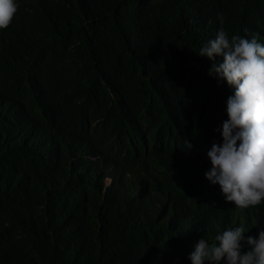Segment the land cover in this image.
Segmentation results:
<instances>
[{
  "label": "trees",
  "instance_id": "16d2710c",
  "mask_svg": "<svg viewBox=\"0 0 264 264\" xmlns=\"http://www.w3.org/2000/svg\"><path fill=\"white\" fill-rule=\"evenodd\" d=\"M16 2L0 29V264H191L201 238H258L264 203L238 209L205 178L234 90L199 52L221 27L264 44V0Z\"/></svg>",
  "mask_w": 264,
  "mask_h": 264
},
{
  "label": "clouds",
  "instance_id": "9594fccd",
  "mask_svg": "<svg viewBox=\"0 0 264 264\" xmlns=\"http://www.w3.org/2000/svg\"><path fill=\"white\" fill-rule=\"evenodd\" d=\"M18 7L16 0H0V29L10 25ZM217 18L223 25L224 17ZM199 56L212 61L209 77L234 90L226 100L227 119L214 130L222 142H213L207 151L211 168L205 178L219 185L226 202L241 210L255 208L264 203V44L257 35L229 39L221 27ZM192 147L186 140L183 151ZM247 231L237 226L215 235L212 242L201 238L189 254L191 264H264V230L258 238L245 236Z\"/></svg>",
  "mask_w": 264,
  "mask_h": 264
},
{
  "label": "rangeland",
  "instance_id": "374dc122",
  "mask_svg": "<svg viewBox=\"0 0 264 264\" xmlns=\"http://www.w3.org/2000/svg\"><path fill=\"white\" fill-rule=\"evenodd\" d=\"M105 182L108 183L109 182V179H106Z\"/></svg>",
  "mask_w": 264,
  "mask_h": 264
}]
</instances>
